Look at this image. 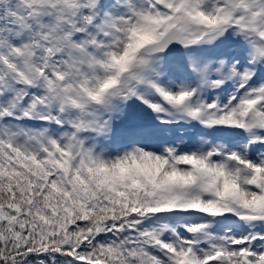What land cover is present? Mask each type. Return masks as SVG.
<instances>
[{"label": "snow or ice", "instance_id": "snow-or-ice-1", "mask_svg": "<svg viewBox=\"0 0 264 264\" xmlns=\"http://www.w3.org/2000/svg\"><path fill=\"white\" fill-rule=\"evenodd\" d=\"M0 264H264V0H0Z\"/></svg>", "mask_w": 264, "mask_h": 264}]
</instances>
